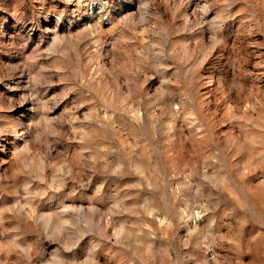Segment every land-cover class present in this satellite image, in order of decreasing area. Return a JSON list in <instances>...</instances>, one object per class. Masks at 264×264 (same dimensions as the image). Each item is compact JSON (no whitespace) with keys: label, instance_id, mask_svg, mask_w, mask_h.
Here are the masks:
<instances>
[{"label":"rangeland","instance_id":"obj_1","mask_svg":"<svg viewBox=\"0 0 264 264\" xmlns=\"http://www.w3.org/2000/svg\"><path fill=\"white\" fill-rule=\"evenodd\" d=\"M0 264H264V0H0Z\"/></svg>","mask_w":264,"mask_h":264}]
</instances>
